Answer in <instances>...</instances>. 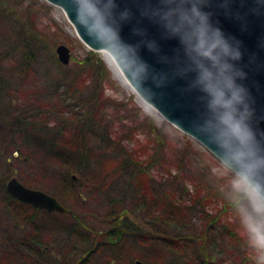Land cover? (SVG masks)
<instances>
[{"label": "trees", "instance_id": "obj_1", "mask_svg": "<svg viewBox=\"0 0 264 264\" xmlns=\"http://www.w3.org/2000/svg\"><path fill=\"white\" fill-rule=\"evenodd\" d=\"M36 1L0 0V264H56L58 256L59 264H162L167 256L172 264H255L238 218L225 223L233 210L217 177L183 170L181 155L135 139L138 132L154 133L155 118L140 117L135 108L133 133L114 131L113 137L96 129L98 109L110 103L103 95L110 73L90 50L71 57L82 69L63 66L54 48L74 41L55 21L37 15L42 4ZM162 157L169 158L173 179L158 194L149 171ZM14 175L51 193L71 213H47L16 200L5 188ZM100 195L110 225L97 229L83 220L99 216L90 209ZM56 233L63 240L49 255L41 237ZM128 249L130 258L123 256Z\"/></svg>", "mask_w": 264, "mask_h": 264}, {"label": "water", "instance_id": "obj_2", "mask_svg": "<svg viewBox=\"0 0 264 264\" xmlns=\"http://www.w3.org/2000/svg\"><path fill=\"white\" fill-rule=\"evenodd\" d=\"M46 1L65 12L79 39L91 50L107 51L112 56L136 93L163 119L204 147L191 133L206 118L205 93L193 86L196 73L191 70L185 46L178 37L169 34L162 19L163 14L174 7V4H168L166 0H114L115 6L109 22L114 21L118 25L121 40L132 45L138 58L147 65V72L139 82L136 66L126 50L118 45L111 48L98 47L97 41L77 22L76 14L69 12L67 0ZM85 3L87 0H81L82 5ZM203 9L210 13L212 23L239 45L242 55L234 63L243 70L245 76L238 78L237 82L247 89V103L251 109L249 123L257 136L264 139V0H206ZM125 12L127 15L122 17L121 13ZM168 16L169 25L174 30L182 31L183 23H175L171 12ZM81 18H87L83 7ZM95 27L101 40L112 39L102 20ZM183 36L192 60H198L194 50L198 51L199 45L194 44V33L184 31ZM55 52L61 64L69 63L68 47L60 44ZM176 123L183 129L177 127ZM6 191L23 203L49 212H70L53 196L26 187L14 176L7 181ZM135 264L145 263L136 260Z\"/></svg>", "mask_w": 264, "mask_h": 264}, {"label": "clouds", "instance_id": "obj_3", "mask_svg": "<svg viewBox=\"0 0 264 264\" xmlns=\"http://www.w3.org/2000/svg\"><path fill=\"white\" fill-rule=\"evenodd\" d=\"M205 2L166 0L175 6L165 12L162 19L169 34L178 37L185 46L191 70L196 73L193 86L205 93L207 115L191 135L212 152L222 173L223 194L247 237L252 258L255 264H264V139L257 136L249 123L251 109L247 103V89L237 82L238 78L245 76L234 63L242 55L239 45L212 23L210 13L203 9ZM67 4L69 12L76 14L77 22L97 41L98 47L118 45L126 50L136 66L140 82L147 72V65L138 58L132 45L121 40L118 25L109 22L114 0H103V3L101 0H87L83 5L81 0H67ZM82 7L86 20L81 18ZM170 12L175 23H183L182 31L169 25ZM126 15V12L121 13L122 17ZM101 20L112 35L110 41L100 39L95 26ZM184 31L194 33V44L199 45V50H194L198 60H192L189 54Z\"/></svg>", "mask_w": 264, "mask_h": 264}, {"label": "rangeland", "instance_id": "obj_4", "mask_svg": "<svg viewBox=\"0 0 264 264\" xmlns=\"http://www.w3.org/2000/svg\"><path fill=\"white\" fill-rule=\"evenodd\" d=\"M43 1L44 0L36 1L37 4L39 5L42 4V6L40 7L42 11L37 12L35 10L37 15H39L40 17H44L43 20H45L46 17L48 19L50 18L53 21H55L61 27L62 33L70 37L74 41L73 46H70L64 42L59 43V44H64L66 47H68V49L70 50L71 57H78V58L84 57L85 53L88 51V48L80 41L75 39L76 36L73 27L65 17L63 11L60 8L46 4L45 2L43 4ZM20 7L24 8L22 3L20 4ZM23 16L26 22L30 18V14L28 13V11H26ZM100 56L101 59L105 61L104 53H100ZM104 63L106 64L110 72V75L108 79L103 83L104 86L103 95L105 97L110 98V103L104 102L102 103L101 108L98 109V114L102 116V118L101 121L96 124V129L99 130V132L102 134H107L108 131L113 137H114V131H117L119 134L129 133L130 131H132L130 127H132L131 125L133 123L132 119L134 117L133 113H135L134 109L137 108L139 110L140 117H144L148 115L157 120V126L156 127L154 126V133L150 134L149 131H146V134H143V132L137 133L135 139L136 140L138 139L140 144L141 143L143 144V142L144 143L150 142L151 145H155L156 143L161 144V146L165 151L169 153L171 152L176 153L177 155H181L182 157L185 158V160L184 159L182 160L183 170L188 171L190 168V169H200V170L210 171L214 176L217 177L222 187L223 185L222 173L221 170L216 166L217 162L215 158H213L212 155H210L200 144H198L197 142H195L194 140L190 139L187 136H186L187 139H185V135H183L180 131L173 128L170 124L162 120V118H160L155 112H153L150 108H147L145 104L140 103L139 101L140 98L136 96L135 92L131 89V87L122 84L119 81V78L115 75V73L113 74L111 69L108 67L107 62L105 61ZM68 66L73 69L74 68L82 69V66L80 64L76 65V63L72 61L69 62ZM95 93L96 91L90 87L88 94L91 95V98L92 95ZM163 122L166 123V126L164 127V129H160V125L163 124ZM143 127L144 128L142 130L145 131L146 124H144ZM156 128L157 131H160L161 136L156 135L155 133ZM162 135H165V137H163ZM136 140L133 141L134 145L137 144ZM97 142L99 141L96 138H94L93 146L95 149L97 148ZM98 144L100 145V143ZM168 159H169L168 157H162L160 161V165L149 171V177L153 178V180L156 181L157 183L153 189L156 190V193L158 194H162V191H167L168 189L167 183L168 182L171 183V180L173 179L170 177V175L167 172V168H166L167 163L165 162L169 161ZM18 163L19 162L16 163V169ZM185 185L188 187L189 181L186 180ZM190 187L188 188L191 189ZM95 198L96 196H94L93 200ZM105 198H106L105 195H100L98 199L94 201V204L90 209L91 212L99 215L96 216V220H93V218H84L83 220L86 221L88 224L95 222L94 223L95 226H93V228H97V229L100 227L107 228L108 225H110L108 221L103 220L104 214L106 215V211H107L106 202H104ZM97 201L100 203H96ZM37 215L41 216V213ZM236 220H237L236 215L234 214V212H231L230 218H228L227 221H225V223L234 222ZM142 222H143L142 220L138 219L136 221L137 227L140 225L139 226L140 229L145 231L147 227L145 226V224L143 225ZM52 235L53 236L47 238L45 236L41 237V239H44V242L48 244L46 249H47V254L49 255L50 253L52 255L54 253L55 255L54 243L57 242L58 240L61 239L63 240V236L61 237L60 234L56 233ZM227 246L228 248H231L230 244H228ZM133 253L129 249L127 251L124 250L123 256L130 258ZM172 258L173 257L171 256H167V258L162 261V264H172L173 262L170 263ZM56 261H57L56 264H59V262L62 261V258L58 256L56 258ZM224 264H228V263H224Z\"/></svg>", "mask_w": 264, "mask_h": 264}, {"label": "bare ground", "instance_id": "obj_5", "mask_svg": "<svg viewBox=\"0 0 264 264\" xmlns=\"http://www.w3.org/2000/svg\"><path fill=\"white\" fill-rule=\"evenodd\" d=\"M104 60L107 62L108 67L111 69V71L113 72V74L115 73V75L119 78V81L122 84H125L126 86L129 87V85H128L127 81L125 80L124 76L122 75L121 71L116 66V64L113 61V59L106 52H104ZM139 101H140V103L145 104L141 99ZM145 105H146L147 108H150L153 112H155V110L151 106H149L148 104H145ZM34 189H36V188H34ZM37 190L43 191V192H45L47 194H51V193H48V192H46V191H44L42 189H37ZM32 208L37 209V210L39 209V208L34 207V206ZM43 254H45V252Z\"/></svg>", "mask_w": 264, "mask_h": 264}]
</instances>
